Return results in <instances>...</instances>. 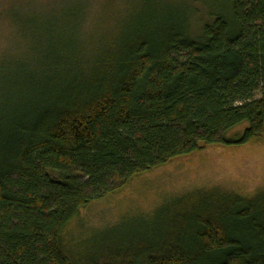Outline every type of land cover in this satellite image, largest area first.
<instances>
[{
  "label": "trees",
  "instance_id": "1",
  "mask_svg": "<svg viewBox=\"0 0 264 264\" xmlns=\"http://www.w3.org/2000/svg\"><path fill=\"white\" fill-rule=\"evenodd\" d=\"M144 4L89 64L50 43L39 69L0 78V264H264V191L172 199L154 211L181 212L169 235L125 247L73 255L63 240L81 209L133 177L264 136V0Z\"/></svg>",
  "mask_w": 264,
  "mask_h": 264
},
{
  "label": "rangeland",
  "instance_id": "2",
  "mask_svg": "<svg viewBox=\"0 0 264 264\" xmlns=\"http://www.w3.org/2000/svg\"><path fill=\"white\" fill-rule=\"evenodd\" d=\"M194 7L198 12L190 26L198 30L206 11L200 4ZM149 8L144 0H0V78L10 77L21 66L39 69L50 43L61 53L72 54L75 62L89 64ZM244 127L245 123L225 135L235 137ZM213 190L242 197L264 191V136L240 146L210 145L133 177L121 189L81 209L63 240L78 255L98 244L107 249L113 244L125 247L154 231L169 235L171 215L181 212L173 214L170 207L172 212L158 216L156 208L195 191Z\"/></svg>",
  "mask_w": 264,
  "mask_h": 264
}]
</instances>
